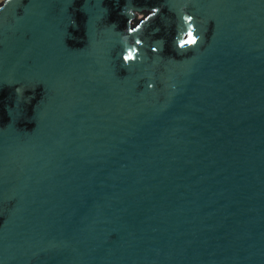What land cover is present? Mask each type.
<instances>
[{
	"label": "water",
	"instance_id": "1",
	"mask_svg": "<svg viewBox=\"0 0 264 264\" xmlns=\"http://www.w3.org/2000/svg\"><path fill=\"white\" fill-rule=\"evenodd\" d=\"M0 264H264V0H1Z\"/></svg>",
	"mask_w": 264,
	"mask_h": 264
},
{
	"label": "flooded vegetation",
	"instance_id": "2",
	"mask_svg": "<svg viewBox=\"0 0 264 264\" xmlns=\"http://www.w3.org/2000/svg\"><path fill=\"white\" fill-rule=\"evenodd\" d=\"M147 15H149V12H143V13L139 14L138 19L135 20L133 25L134 26L137 25L141 21V19H144Z\"/></svg>",
	"mask_w": 264,
	"mask_h": 264
},
{
	"label": "rangeland",
	"instance_id": "3",
	"mask_svg": "<svg viewBox=\"0 0 264 264\" xmlns=\"http://www.w3.org/2000/svg\"><path fill=\"white\" fill-rule=\"evenodd\" d=\"M1 1V0H0Z\"/></svg>",
	"mask_w": 264,
	"mask_h": 264
}]
</instances>
